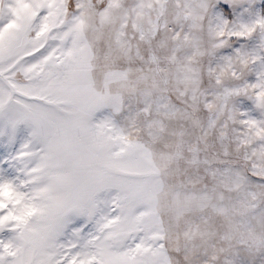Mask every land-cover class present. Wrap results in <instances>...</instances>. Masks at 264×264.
Masks as SVG:
<instances>
[{
    "label": "snow or ice",
    "instance_id": "1",
    "mask_svg": "<svg viewBox=\"0 0 264 264\" xmlns=\"http://www.w3.org/2000/svg\"><path fill=\"white\" fill-rule=\"evenodd\" d=\"M0 264H264V0H0Z\"/></svg>",
    "mask_w": 264,
    "mask_h": 264
}]
</instances>
